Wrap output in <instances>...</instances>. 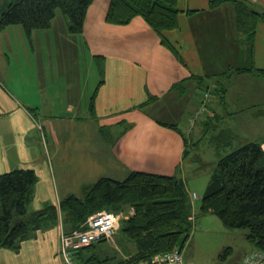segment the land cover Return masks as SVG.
Returning a JSON list of instances; mask_svg holds the SVG:
<instances>
[{
  "label": "crops",
  "instance_id": "obj_1",
  "mask_svg": "<svg viewBox=\"0 0 264 264\" xmlns=\"http://www.w3.org/2000/svg\"><path fill=\"white\" fill-rule=\"evenodd\" d=\"M110 1L95 0L80 35L70 34L63 15L64 24L60 25L62 18L57 15L50 29L33 31L28 44L23 26L0 33V54L12 49L16 61L30 64V79L25 78L29 88L0 73V175L23 168L37 172L32 212L47 203L58 208L63 198L77 195L73 190L89 184L92 173L124 176L126 171L138 170L184 177L183 135L195 146L197 131L202 137L226 117L255 141H262L264 149V116L256 115L264 109V77L237 71L253 65L264 70V21L257 25L251 47L238 26L234 5L211 10L210 0H179L180 28L164 33L178 56L161 45L157 33L140 16L127 26L108 24ZM251 1L264 11V0ZM17 40L23 44L15 51L12 42ZM79 48H85L86 57L98 64L97 88H88L87 76L82 81L76 70L69 79L47 68L60 64L62 53L65 59H79ZM209 85L217 89L218 97L212 95L208 113L196 116L202 88ZM94 95L95 114L90 101ZM216 102L221 108L215 107ZM186 117L189 129L182 130L180 123ZM158 121L174 124L178 131ZM36 123L44 126L45 138ZM69 124L76 133L61 136L69 132ZM102 128L112 131L111 139L102 138ZM228 129L232 134L237 131L234 124ZM91 141L102 142L105 149L96 151ZM42 146L47 151L45 161ZM60 230L59 225L32 234L15 250L0 249V264H61Z\"/></svg>",
  "mask_w": 264,
  "mask_h": 264
},
{
  "label": "trees",
  "instance_id": "obj_2",
  "mask_svg": "<svg viewBox=\"0 0 264 264\" xmlns=\"http://www.w3.org/2000/svg\"><path fill=\"white\" fill-rule=\"evenodd\" d=\"M94 2L95 0H6V6L0 9V33L20 25L24 27L27 37H30L33 31L50 29L59 10L66 18L70 34L80 35L84 32L88 10ZM178 3L179 0H111L105 21L114 26H127L140 16L157 33L161 45L179 56L164 35L165 32L180 28L179 16L183 11ZM228 3L235 6L238 26L247 35L248 44L253 47L257 25L264 21V11L257 10L251 0H210L209 7L215 10ZM99 58L100 56L96 57L97 60ZM237 71L264 77V70L254 65ZM201 92L203 99L207 93L211 99L212 95L218 97L217 89L210 85L203 87ZM95 97L96 95L90 100L91 112L94 114ZM35 110L31 109V112L36 114ZM256 115L264 116V109L258 110ZM194 119L192 118V123ZM158 123L178 131V126L174 124ZM107 130L102 128L100 131L104 140L111 139L112 136V131L108 133ZM40 131H44V126ZM227 132L231 137V130L227 129ZM42 134L44 137V132ZM207 134L202 133L200 142L205 140ZM183 138L186 163L191 155L189 146L194 147V144L184 135ZM211 138L217 151L223 154L221 149L229 143L223 141L222 133ZM233 146L225 149L213 170L201 199L200 213L216 214L226 228L247 229L249 241L255 250L261 251L264 249L262 141H250L236 149ZM178 174L167 176L135 170L128 172L123 181L107 175L101 176L94 183L84 185L80 196L72 194L63 198L58 208L47 203L32 212L30 207L33 192L39 180L37 172L23 168L3 173L0 175V249H18L22 241L29 239L31 232L35 235L60 225L59 256L62 236L86 230L85 223L90 217L108 212L119 217V229H115L111 238L104 237L101 241L73 250L75 264H155V257L174 249L178 250L186 264L183 250L191 238L197 212H194V200L199 197L195 192L190 193L186 179ZM116 232L119 236L115 237ZM114 237L119 238L120 248H102L104 242Z\"/></svg>",
  "mask_w": 264,
  "mask_h": 264
},
{
  "label": "rangeland",
  "instance_id": "obj_3",
  "mask_svg": "<svg viewBox=\"0 0 264 264\" xmlns=\"http://www.w3.org/2000/svg\"><path fill=\"white\" fill-rule=\"evenodd\" d=\"M6 0H0V9L4 8L6 6L5 4ZM57 15H60L62 18L60 25L64 24L63 22V13L61 11H57ZM59 17V18H60ZM23 28V27H22ZM47 30V29H39V31ZM25 31V29H24ZM37 31V32H39ZM26 33V31H25ZM27 44L30 43V37H27V34L25 35ZM12 38L16 39L13 35ZM23 44L20 41H13L12 46L15 51L17 49H20V45ZM80 49V48H79ZM14 51L12 49H8L5 51V54L2 52L0 54V73H5L9 76V78H14L16 81L21 82L22 87L29 88L28 83L25 82V78L27 80L30 79L29 77V65H21L22 61L18 59V61L15 60ZM76 57L79 59H75V57L71 56L70 58H63L64 53L60 55L62 57V61L60 64L53 63L52 65H47L48 70L66 75L70 79V74L76 70V75H79V78L82 79V81H86V76L89 80V86L88 88L93 89L97 88L99 79H98V73H99V67L97 62L93 63L89 60V57H86V49L84 50L80 49V52L76 51ZM48 60L47 58H44ZM11 60V63H10ZM42 71L45 72L43 69ZM40 74V73H39ZM21 76V78H20ZM2 78V76H1ZM64 82H67V79H63ZM37 90V89H36ZM200 92V91H199ZM38 95L39 93L36 92ZM35 94V93H34ZM93 94V92H91ZM40 96V95H39ZM211 103V102H210ZM208 110H210V104L207 105ZM215 107L217 109L221 108L220 104L216 102ZM197 112V111H196ZM34 114V113H33ZM196 114V113H195ZM36 117L41 118V116L34 114ZM199 115H205V113H199L196 114V116ZM194 119V118H193ZM187 117L183 122L180 123V128L182 130H187L186 121ZM41 121V120H40ZM196 122V119H194V123ZM235 125L237 128V131H234L233 134H231V137L229 136L227 129L231 125ZM40 126H42L41 123H39ZM38 126V125H37ZM40 126H38L40 128ZM191 124L189 123V127ZM68 128L71 130L62 132L61 136L66 137V135H71L72 133L75 134L76 132L74 130L73 125H68ZM212 130L207 134V139L200 142V139L203 137L200 136L199 131H197V141L200 142V145H198V149L195 150V146L192 145L189 146L190 150V158L187 159L185 163V169L186 173L184 178L186 179V186H188V189L191 192H195L198 195V199L195 201V207L194 212L195 213V223L193 224L192 232H191V238L188 241L187 246L183 250V254L185 256L186 264H243L244 258L249 255L252 251H255V247L249 241L248 234L249 231L247 229H233V228H226L223 223L221 222L220 218L216 214L209 213L206 215H202L200 213V203L201 199L203 198V194L207 188V183L209 182L211 175L213 173L214 168L217 166V162L219 159L224 155L225 149L228 148L230 145H234V149L240 148L245 143L250 141H255L252 136H250V133L247 130H243L239 128V125L235 123L234 120H228V117L223 119L222 123H216L215 127L211 128ZM40 130V129H39ZM229 130V129H228ZM108 133H110L109 130H107ZM58 133V132H57ZM194 133V132H192ZM219 133H222L223 141L226 143H229L228 146L223 147L221 151L223 154H221L217 149L215 148L214 140L211 138V135L218 136ZM39 134H42V131L39 132ZM48 136V135H47ZM92 145L94 146V149L96 151H102L105 149L103 143L97 144L96 142L91 141ZM112 142L106 143L110 147V144ZM196 143V141H195ZM43 150V161L47 159L46 156V149L41 147ZM234 151V150H231ZM42 161V163H43ZM84 161V160H83ZM106 171L99 172V173H92L89 175V181L88 183H94L98 180L101 176L105 175ZM114 176L113 178H116L118 180H124L125 177L128 175V171H126V174L121 176L119 172H112L108 173L107 176ZM83 178V176H82ZM76 183H79L80 180L75 179ZM76 186H79L80 184H74ZM73 192L77 193L78 196L82 194V188L78 190L75 189ZM121 219V217H120ZM119 225H117L116 229H119ZM33 234V232H31ZM115 237L119 236V234L114 233ZM113 238L108 240V242H104L102 248L109 249H116L119 243V238ZM121 238V237H120ZM121 241V239H120ZM118 248V247H117Z\"/></svg>",
  "mask_w": 264,
  "mask_h": 264
},
{
  "label": "built area",
  "instance_id": "obj_4",
  "mask_svg": "<svg viewBox=\"0 0 264 264\" xmlns=\"http://www.w3.org/2000/svg\"><path fill=\"white\" fill-rule=\"evenodd\" d=\"M204 96L203 102L196 114L209 112L207 105L211 102V96L208 93ZM40 129L42 130V126H40ZM85 224H87L86 230L75 231L70 235L62 236L59 253V258L62 261L61 264H75V259L72 257L73 250L89 246L96 241H101L104 237L111 238L117 225H119V217L115 214L103 212L93 215ZM243 262V264H264V249L252 251L244 258ZM154 263L184 264L182 256L177 249L155 257Z\"/></svg>",
  "mask_w": 264,
  "mask_h": 264
}]
</instances>
